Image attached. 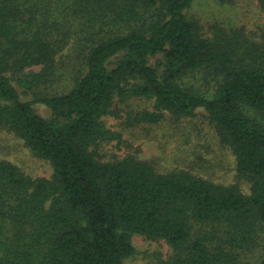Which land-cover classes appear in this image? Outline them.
Segmentation results:
<instances>
[{
  "label": "trees",
  "instance_id": "obj_1",
  "mask_svg": "<svg viewBox=\"0 0 264 264\" xmlns=\"http://www.w3.org/2000/svg\"><path fill=\"white\" fill-rule=\"evenodd\" d=\"M70 1L75 13L55 14L0 0V127L53 168L33 178L0 159V264H125L132 234L167 241L171 264H255L257 249L264 264V29L205 35L187 16L194 0ZM80 21L71 44L65 24ZM69 44L80 64L59 90ZM199 74L212 86L194 84ZM116 97L152 100L141 113L152 123L202 110L250 193L132 155L102 159Z\"/></svg>",
  "mask_w": 264,
  "mask_h": 264
},
{
  "label": "rangeland",
  "instance_id": "obj_2",
  "mask_svg": "<svg viewBox=\"0 0 264 264\" xmlns=\"http://www.w3.org/2000/svg\"><path fill=\"white\" fill-rule=\"evenodd\" d=\"M42 1L44 7L55 14L69 12L68 7L72 5L70 0ZM187 16L200 23L205 35H212L217 28L223 27L227 30L241 29L245 35L258 38L264 29V8L258 0H194ZM70 23L65 26L70 32L73 30L70 33V42H73L81 38L82 29L86 30V27L81 21L73 26H69ZM75 31L78 33L74 34ZM69 46L57 56L59 80L53 86L59 90L67 88L80 64L78 54ZM191 80L200 88L212 86L202 74ZM34 108L44 117H50L45 105L36 103ZM144 110H153L152 100L135 97L114 99L109 113L102 119L105 127L112 132L111 138L100 147L102 159L113 160L132 155L151 162L159 172L186 170L218 184L236 183L243 193H250V184L237 175L233 152L220 142L213 124L202 110L193 116L177 117L167 113L157 123L143 120L141 113ZM0 159L13 162L33 178L50 177L53 173L49 161L34 155L21 138L2 127ZM131 243L135 251L125 259V264L172 263L174 250L163 239L150 240L143 235L132 234ZM259 255L258 249L249 253L255 264Z\"/></svg>",
  "mask_w": 264,
  "mask_h": 264
}]
</instances>
